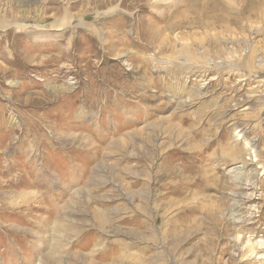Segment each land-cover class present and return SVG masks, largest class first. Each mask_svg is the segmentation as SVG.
Masks as SVG:
<instances>
[{
	"label": "rangeland",
	"instance_id": "374dc122",
	"mask_svg": "<svg viewBox=\"0 0 264 264\" xmlns=\"http://www.w3.org/2000/svg\"><path fill=\"white\" fill-rule=\"evenodd\" d=\"M0 264H264V0H0Z\"/></svg>",
	"mask_w": 264,
	"mask_h": 264
},
{
	"label": "bare ground",
	"instance_id": "6f19581e",
	"mask_svg": "<svg viewBox=\"0 0 264 264\" xmlns=\"http://www.w3.org/2000/svg\"><path fill=\"white\" fill-rule=\"evenodd\" d=\"M238 207V206H237ZM241 209V208H240ZM208 217V216H207ZM216 218V217H215Z\"/></svg>",
	"mask_w": 264,
	"mask_h": 264
}]
</instances>
